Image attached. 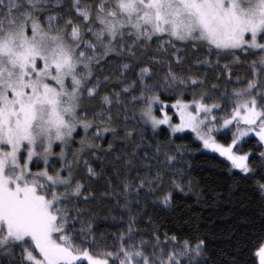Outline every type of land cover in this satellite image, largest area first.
I'll return each instance as SVG.
<instances>
[{"label": "snow or ice", "instance_id": "1", "mask_svg": "<svg viewBox=\"0 0 264 264\" xmlns=\"http://www.w3.org/2000/svg\"><path fill=\"white\" fill-rule=\"evenodd\" d=\"M201 48L206 58L200 65L228 61L220 73L228 81L232 64H248L251 75L243 83L236 76L231 89L212 83L210 90L206 72L201 77L172 68L184 64L189 49ZM138 51L151 63L136 59ZM109 57L120 58L115 72L108 69L113 75L104 74ZM153 64L167 68L162 81ZM134 65L138 75L124 84L121 77ZM107 82L122 86L104 92ZM159 87L178 89L171 107L179 123L164 111ZM121 109L125 122L136 120L139 109V122L154 134L162 125L173 135L195 133L205 149L230 162V171L255 181L264 198V150L260 169L244 151L250 137L264 149V0H0V264H208L203 238L165 232L162 240L155 228L150 239L139 235L137 219L149 200L171 209L174 192L191 191L171 177L164 187L174 154L157 144L167 167L136 180L127 169L108 174L89 159L112 152L113 143L105 150L97 138L111 133L115 141ZM221 129L231 134L230 143L218 142L214 133ZM134 132L125 127L124 139ZM124 163L132 166L130 159ZM102 176L107 189L101 195L128 214L112 243L98 233L87 207ZM251 264H264V237L252 249Z\"/></svg>", "mask_w": 264, "mask_h": 264}, {"label": "trees", "instance_id": "2", "mask_svg": "<svg viewBox=\"0 0 264 264\" xmlns=\"http://www.w3.org/2000/svg\"><path fill=\"white\" fill-rule=\"evenodd\" d=\"M125 57L132 59L127 53ZM165 58L174 59L173 57ZM204 58H206V52L203 48L198 51L189 49L184 64L173 63L172 68L184 75L202 77L206 72L205 87L209 89L212 83L227 85L231 89L236 85V76H240L241 83H243L244 79L251 75L248 64H232L233 79L228 81L226 75H220L224 71L223 63L228 61L222 58L220 66L209 68L197 63L198 60ZM136 59L148 61V55L138 51ZM241 59H244L243 56ZM109 61L111 63L105 62L107 67L104 69V74L113 75L108 69L111 68L115 72L120 58L109 57ZM148 62L151 63V61ZM153 67L157 73V79L162 81L167 68L155 64ZM134 69L125 77H121L124 84L136 78L139 67L134 65ZM218 76L219 80H217ZM121 86L114 82H107L102 91L110 92L112 89L119 91ZM176 91L178 89L170 91L163 87L157 88L162 104L168 105L164 111L172 117L174 122L178 123L176 109L171 107L177 98ZM216 94H219V91ZM184 98L191 100V93L185 91ZM162 104L154 106L158 118L163 117L164 114L160 111ZM95 107H99V102H96ZM113 112L115 115L116 110L114 109ZM124 112V109L120 110L121 119L116 120L113 125L119 132L115 141L111 133L97 138V142L102 143L105 150L107 143H113L114 146L111 153L106 151L99 153L102 160L89 157L93 166L103 164L108 174H113L114 168H120L122 171L127 169L132 179L136 180L153 174L158 169L163 171L167 167L162 163V155L155 150L156 145L159 144L164 151L176 156V160L171 165L173 170L165 174L164 187L171 186L170 177L182 183L186 190L189 184L191 185V191L187 195L179 192L173 193L174 208H164L160 204H152L149 200L144 217L137 219V226L141 230L139 235L146 240L150 239L155 228L159 230L162 240L165 232L181 238L200 237L206 242L208 264H251L252 249L264 237V198H261L255 190V181L242 178L238 170L230 171V162L227 160L205 152L202 144L192 133L173 135L166 127L161 126L159 132L154 134L150 125L139 122V109L136 110V120L129 119L127 122L122 118ZM125 127L135 129L133 137L128 140H125L123 135ZM230 140L231 134H228L227 139L221 141L228 144ZM246 141L249 142L244 144V151L252 153L250 161H254V166L260 169L262 165L258 153L264 149H261L255 137L247 138ZM117 155L120 156V160L116 159ZM129 159L132 160L130 168L124 163ZM146 164H151V169L145 167ZM93 187L96 193L95 200L87 207L94 217L98 233H104L105 239L112 243L116 234L126 228L128 214L122 210V207L117 206L111 197L101 195L107 189L106 177L102 176ZM141 199H144L143 195ZM133 207L136 206L133 205ZM112 217H117V219L114 220ZM149 220L152 221L151 225L148 223Z\"/></svg>", "mask_w": 264, "mask_h": 264}, {"label": "rangeland", "instance_id": "3", "mask_svg": "<svg viewBox=\"0 0 264 264\" xmlns=\"http://www.w3.org/2000/svg\"><path fill=\"white\" fill-rule=\"evenodd\" d=\"M218 95V94H217ZM169 115V114H168ZM170 116V115H169ZM178 116V115H177ZM162 118V117H161ZM178 119H179V116H178ZM173 120V119H172ZM173 122H174V120H173ZM174 123H176V122H174ZM178 123H179V121H178ZM163 127H166L170 132H171V129H169L166 125H162ZM187 132H190V133H192L195 137H196V135H195V133H193V132H191L190 130H186V131H184V132H182V133H176L175 135H181V134H184V133H187ZM228 134H230L229 132H228V130H225V129H221L219 132H216V133H214V135L216 136V138H217V140H218V142H220V143H223L224 144V142L223 141H221L222 139H224V140H226L227 139V137H228ZM222 136H223V138H222ZM222 139H221V138ZM197 139V138H196ZM247 139V138H246ZM198 140V139H197ZM201 144H202V142L200 141V140H198ZM230 142H231V140H230ZM229 142V143H230ZM202 148H203V150L205 151V152H207V153H210V154H214V155H217V156H219V154L218 153H213V152H211V151H209L208 149H205L204 147H203V144H202ZM219 157H221V156H219ZM221 158H223V157H221ZM224 159V158H223Z\"/></svg>", "mask_w": 264, "mask_h": 264}]
</instances>
